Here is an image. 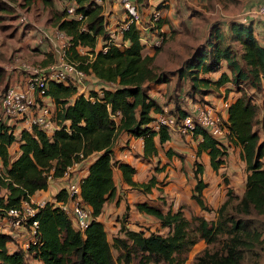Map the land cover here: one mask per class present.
Here are the masks:
<instances>
[{
	"label": "trees",
	"instance_id": "16d2710c",
	"mask_svg": "<svg viewBox=\"0 0 264 264\" xmlns=\"http://www.w3.org/2000/svg\"><path fill=\"white\" fill-rule=\"evenodd\" d=\"M63 2L73 3L82 18L67 16L59 4L61 10L53 12L55 28L63 30L70 40L66 52L87 73L86 82L95 80L100 86L85 94L70 83L50 81L45 93L53 101V117L60 125L53 132L35 126L26 129L19 119L0 120V213L24 200L30 201L36 191L47 190L49 176L62 177L68 166L90 157L92 161L79 183L80 202L89 209L90 220L84 231L74 228L72 218L57 204L68 198L65 186L61 187L53 200L45 201L33 216L38 221L37 243L24 250L18 248L15 230L0 232V264H31L26 261L27 256L40 264H131L134 259L136 264H183L184 254L199 239L204 240L205 246L195 256L194 264H243L247 254L258 255L264 248V116L259 128H254L258 105L246 87L264 89V45L255 37L264 31V21L249 18L211 23L204 43L175 72L178 79L189 78L191 87L203 93L229 83V89L238 94L226 109L229 133L223 140L200 125L192 132L194 137L200 136L196 154L206 151L214 170L224 165L230 146L240 147L248 171L242 194L237 196L227 188L226 197L217 208L208 205L202 194L207 186L202 179L203 166L195 161V184L190 196L203 211H214V217L196 214L187 218L181 208L163 211L158 205L143 201L135 205L136 209L154 217L159 227L167 231L131 229L124 224L125 212L118 234L109 240L97 217L104 203L115 197L114 167L121 171L124 182L139 191L150 192L157 183L154 176L142 182L133 179L136 168L113 158L115 139L120 133L142 138L144 158L157 155L155 136L161 145L170 140L166 127L154 130L149 126L154 114L162 110L161 103L150 95L151 85L168 82L170 74L156 70L154 53H143L144 36L135 23L123 30L121 37L126 45L97 49L99 41L103 46L107 39L102 5L95 0ZM10 11L9 3L0 0V18L7 12L6 17L14 19ZM252 20L259 21L261 27H255ZM161 24L160 18L155 26L159 30L154 33V28L149 29L146 37L163 36ZM77 46L84 47L85 52H79ZM223 66L228 73L221 70ZM216 71L220 73L214 79L205 75ZM4 77L5 71L0 67V83ZM43 103L39 100V104ZM172 113L182 116L189 110L175 105ZM14 143L19 148L16 157L10 150ZM8 243L13 244V250ZM112 248L118 251L117 258Z\"/></svg>",
	"mask_w": 264,
	"mask_h": 264
},
{
	"label": "rangeland",
	"instance_id": "374dc122",
	"mask_svg": "<svg viewBox=\"0 0 264 264\" xmlns=\"http://www.w3.org/2000/svg\"><path fill=\"white\" fill-rule=\"evenodd\" d=\"M11 6L14 19L12 17H6L8 14L3 13L0 18V67L4 69L7 66L14 54H19L23 60L29 61L33 64H42L43 58L39 52H35L31 49L30 43L27 41L35 37L39 32L43 34V31L51 36L52 42L48 39L47 44L50 46V51L46 55L50 56L49 61L54 60L57 56V50L59 49L60 41L54 36V14L53 12L61 10L57 0H4ZM103 7V16L106 23H110L113 29H116L117 19L121 20L124 10L122 8L120 0H95ZM139 8L145 6L147 9L150 5L148 0H142ZM153 4L158 3V7L162 9V42L157 48L143 49L145 54L154 53L153 64L157 71L167 72L170 74L169 81L162 83L165 85H151L150 92L154 93L157 97H162L161 103L167 105V110L173 112L175 105H179L194 112L199 107L205 105L216 104L217 92H222L226 89L225 85L222 86V90L217 88L210 93H203V90H197L191 87V81L187 77H181L178 79L176 70L183 64L184 60L189 57L192 51L204 43L208 33V28L211 23L220 21L223 24L228 23L230 20L239 19L242 12L263 0H151ZM151 8V6H150ZM24 16L26 23H21L19 17ZM143 23L148 20L147 14L141 15ZM24 24V25H21ZM252 24L255 27H261L262 24L257 20H252ZM222 30L227 31L226 26L221 27ZM255 32V29H254ZM257 32V31H256ZM42 38V37H41ZM117 39V38H116ZM147 39H149L147 37ZM152 39V38H151ZM258 40L264 43V39L258 37ZM34 41H32L33 43ZM101 44V41H100ZM236 48H239L237 43H234ZM80 52H85V48L80 49ZM48 56V58H49ZM5 71V77L2 83H0V94L2 93L7 78V72ZM94 80L87 81L83 93H87L90 89H97L100 86L99 83ZM232 86L231 84H228ZM225 87V88H224ZM209 92V91H208ZM246 92L252 96V100L258 105L257 109V123L254 128H259L260 119L264 116V89H253L252 87H246ZM234 94V93H232ZM238 95V94H237ZM234 96V95H233ZM227 118V115H226ZM121 139V135L115 139L116 141ZM125 148L124 146H122ZM15 145L10 149L11 155L15 153ZM164 148L161 146L160 151ZM175 155L180 156V153L171 149ZM184 155H182L183 157ZM264 162V157L262 158ZM154 171H161L164 164L160 163L157 159L156 162L151 164ZM1 171V168H0ZM150 178V177H149ZM163 179L165 176L162 177ZM148 179V178H147ZM223 181L228 180V176L223 174ZM168 180H161V182H167ZM55 183L63 185L62 181L56 179H49L50 187L54 188ZM226 183V182H225ZM228 184V183H227ZM48 185V188H49ZM163 189V183L160 184ZM241 187V185H240ZM61 188V187H60ZM158 188V187H157ZM227 191V189H226ZM225 191V197H226ZM3 190H0V194ZM46 194H49L46 192ZM49 195H46L48 197ZM238 196V195H237ZM165 199V197H162ZM191 198V196H190ZM192 199V198H191ZM193 200V199H192ZM187 202L180 200L176 204L173 201L161 200L157 205L166 211L168 208L178 209L181 208L182 212L187 218H191L199 211L197 204L193 200ZM195 204L196 210L192 207ZM3 213H0V221L3 218ZM131 217V215H129ZM135 226L139 229H144L146 232L154 231L159 233H165L167 228L159 227L157 220L154 217L150 219H142L141 217L134 215ZM205 246L203 239H199L194 243L191 248L184 254L183 264H194L195 256L202 251ZM257 250V249H256ZM112 253L117 258L118 251L112 248ZM26 261L31 264H40L37 261L31 260L30 256L26 257ZM136 259L131 264H136ZM117 264H120L117 261ZM162 264V263H158ZM243 264H264V248L259 250L258 255L251 253L247 254Z\"/></svg>",
	"mask_w": 264,
	"mask_h": 264
},
{
	"label": "built area",
	"instance_id": "2783aa9c",
	"mask_svg": "<svg viewBox=\"0 0 264 264\" xmlns=\"http://www.w3.org/2000/svg\"><path fill=\"white\" fill-rule=\"evenodd\" d=\"M63 5L67 16H75L81 19L82 15L75 12L73 3H64L63 0H57ZM124 10L123 17L118 23V29L112 30L106 26L107 39L105 45L101 49L106 50L109 45L117 47L123 43L117 41L116 36H122L123 30L127 29L131 23H135L140 34L144 37L145 48H156L162 42L163 36H155L154 39H147V31L154 28V33L159 30L155 28L159 19L162 17V9L157 4H153L148 0L151 6L148 20L143 23L139 4L132 0H120ZM249 18H259L264 21V0L246 8L239 19L247 21ZM21 23H26L24 16L19 17ZM43 32V31H42ZM162 32V29H160ZM59 41V49L57 56L48 64H33L23 60L19 54H14L4 70L7 72V82L0 95V120H16L26 129L32 127L42 128L49 131H54L60 125L54 120L53 114L45 104L46 90L50 81H62L75 85L79 92L84 90L86 86L87 73L77 66V63L68 57L66 50L71 42L63 30L56 29L54 35ZM143 40V39H142ZM77 46V50L80 52ZM102 86L109 84L102 83ZM44 101L43 104H39ZM230 100L225 98L221 101V105L216 104L205 105L197 108L194 112L186 113L182 116L175 115L167 110V105L161 103L162 110L154 114L153 120L149 126L158 130L161 127H166L170 133H178L181 136H193V129L200 125L206 128L209 133L217 139L223 140L229 133L227 127L226 109ZM117 116V115H116ZM114 118L117 120V117ZM127 153L122 155L126 158ZM119 160V159H117ZM79 163V162H78ZM78 163H74L67 167L64 175L70 178L72 167ZM72 178V176H71ZM80 178L72 179L65 184L67 192V200H60L57 204L72 218V223L75 229L84 231L90 220V212L85 208L79 197ZM48 179H52L50 176ZM44 201L33 202L24 200L17 207L5 208L3 220L5 224L0 223V232L5 230H16L24 228L27 231V237L19 244L18 248L28 249L30 244H35L38 241L37 225L38 221L33 218L38 207H41Z\"/></svg>",
	"mask_w": 264,
	"mask_h": 264
},
{
	"label": "crops",
	"instance_id": "0c3cea01",
	"mask_svg": "<svg viewBox=\"0 0 264 264\" xmlns=\"http://www.w3.org/2000/svg\"><path fill=\"white\" fill-rule=\"evenodd\" d=\"M140 5V4H139ZM150 6L146 9L145 6L140 7V14L149 17ZM121 20L117 19L115 23L116 29L111 27L110 23H106L112 30L118 29V23ZM43 31V30H42ZM255 37L261 40L264 39V31L257 32ZM154 37V35H152ZM42 37V38H41ZM117 41L123 43L122 46L127 44V41L122 40L121 35L116 36ZM48 39L52 42L51 36L47 33V31H43V34L39 32L35 37L27 41V44L30 43V47L35 52H39L44 59L42 64H48L50 56L46 55L50 51V46L47 44ZM144 41V38H142ZM32 41H34L32 43ZM101 41V40H100ZM100 41L97 45V49L101 48ZM258 42L264 45L263 42ZM146 49V48H145ZM49 56V58H48ZM222 71H228L225 69V66L221 68ZM220 71L211 72L209 74H205L210 78L214 79L219 75ZM229 83H225L226 89L223 91L222 86L219 87L222 92H217L218 96L216 97V105L220 106L221 101L225 98L232 100L237 93L234 90L229 89L231 86ZM165 84H157L156 87ZM161 87V86H160ZM224 87V88H225ZM234 93V94H232ZM86 94V93H85ZM150 95L158 102L161 103L162 97H157L154 93L150 92ZM234 95V96H233ZM45 104H47L49 110L53 114L54 104L52 99L47 95L45 97ZM54 118V117H53ZM55 120V119H54ZM121 139L116 141L113 145V158L115 160H123L128 162L132 166L136 168V172L133 175V179L135 181H146L147 178L154 176L157 179V183L154 187H152L150 192L139 191L137 189L131 188L126 182L122 179L121 171L118 167H114V180L116 185V194L115 197L106 201L103 205L102 212L97 217L98 220L102 221L107 231L108 239L111 240L113 236L118 234V230L121 224L122 216L127 213L125 217L124 224L131 229H139V227L135 226L134 215L141 217L142 219H150V215L139 212L135 205L139 202L148 201L151 204L157 205L160 204L161 200H170L176 204L180 200H185L187 202H191V192L192 188L195 184L194 177V162L197 161L203 166V174L202 179L207 183V186L203 189V199L205 202L212 206L213 208H217L225 199V191L227 188L233 189L234 193L240 196L244 190L246 176L248 171L245 166L244 160L240 155V147L239 146H230L228 148V154L225 159L224 165L219 167L217 170L212 169L209 161V155L206 151H202L200 154H196L197 143L200 140V136L190 137V136H181L178 133H170V140L166 141L164 144H160L158 142V137L155 136V143L158 147V153L156 156H152L150 158L142 157V147L143 140L139 137L128 136L126 133H120ZM15 145V153L12 157H16L19 153L18 144ZM12 146V147H13ZM124 146L125 148H123ZM162 152L160 151V147ZM171 149L180 153V156L175 155ZM168 150V152H166ZM127 153L128 156L126 158H122V155ZM182 155H184L182 157ZM160 160V163L164 164L163 169L161 171H154L153 166L151 165L153 162ZM92 161L90 157L84 161L79 162L76 166L72 167V172L70 177L74 176L75 179L77 177H83L87 172L88 164ZM264 166V162H263ZM0 168L1 162H0ZM223 174L228 176L227 181H223ZM165 176L163 179L162 177ZM56 180L62 181L63 185H59L55 183L54 188L50 187L47 190L36 191L31 196V201L33 202H41V201H51L53 200V195L60 188L64 187L65 184L70 180V178L66 175L62 177L56 178ZM161 180L167 182H161ZM226 182V183H225ZM161 183H163V189H161ZM228 183V184H227ZM241 185V187H240ZM158 187V188H157ZM49 193V194H46ZM46 195H49L46 197ZM162 197H165L163 199ZM193 201V200H192ZM198 206V205H197ZM192 207L196 210L195 204ZM128 208V209H127ZM198 213L204 215L205 217H214L215 212H207L197 207ZM131 215V217L129 216ZM0 223L5 224L3 218ZM17 232L18 242L21 244L24 239L27 237V231L20 227L15 230ZM10 250L14 249L12 243H8Z\"/></svg>",
	"mask_w": 264,
	"mask_h": 264
}]
</instances>
